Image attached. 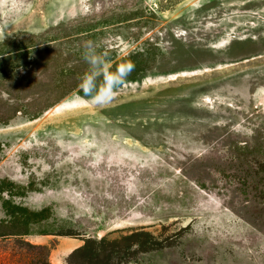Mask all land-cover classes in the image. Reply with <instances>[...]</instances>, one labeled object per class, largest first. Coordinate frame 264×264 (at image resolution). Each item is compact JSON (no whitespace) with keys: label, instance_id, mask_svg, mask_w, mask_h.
<instances>
[{"label":"rangeland","instance_id":"rangeland-1","mask_svg":"<svg viewBox=\"0 0 264 264\" xmlns=\"http://www.w3.org/2000/svg\"><path fill=\"white\" fill-rule=\"evenodd\" d=\"M9 39L29 52L12 74L36 91L50 72L35 56L84 41L146 62L104 106L74 91L0 125L3 199L49 211L22 237L48 257L0 236V264H67L84 239L133 230L159 244L129 264H264V0H0ZM7 219L0 198V235L24 233Z\"/></svg>","mask_w":264,"mask_h":264},{"label":"trees","instance_id":"trees-1","mask_svg":"<svg viewBox=\"0 0 264 264\" xmlns=\"http://www.w3.org/2000/svg\"><path fill=\"white\" fill-rule=\"evenodd\" d=\"M142 9L130 11L116 18V23H123L134 19L135 15H139ZM133 16V17H132ZM105 21L104 23H108ZM95 24L85 27V29L76 30V34L88 33L95 30ZM73 33V31H72ZM97 33L94 34V36ZM73 34L65 37H72ZM15 41L7 40L0 44V125H8L17 117V113L25 114L30 119H36L42 113L63 101L66 96L76 91L79 95L84 96L79 85L83 75L89 71V65L83 59L84 48L80 46L78 51L72 52L68 58H62L56 52L45 55L35 56L36 67L44 65L45 70L50 72L49 80L44 83V89L36 91L32 85L33 80L24 81L21 78H15L12 74V68L22 66L26 63L29 52H23L24 48L16 47ZM37 45V44H35ZM34 45V46H35ZM45 50L51 49L50 45H45ZM54 48V47H52ZM98 52L103 49L96 48ZM111 62V66L106 67ZM145 59L142 56H131L115 58L107 53L106 62L101 72L115 71L117 68L123 70L128 63L134 65L133 70L127 75L125 82L136 81L145 70ZM47 71V72H48ZM97 82L102 84V76L97 78ZM124 82V83H125ZM39 83V81H37ZM36 83V84H37ZM85 97V96H84ZM2 145L0 143V151ZM14 183L10 181L0 182V198H2V208L7 216L5 225L24 228V233H4L0 236L13 235L15 238V246H18L20 252H27L33 248L44 251L45 257H48L49 249L45 246L32 245L28 241L22 240V237L30 235L29 226L38 224L48 218V210L31 211L27 207L17 205L11 200L3 199V192H9L14 188ZM2 224H0L1 226ZM45 234V233H43ZM158 241L154 235L142 230H133L127 235L119 238L109 239L106 236L101 238H86L84 244L73 250L67 257V264H129L133 259L123 260L127 254H142L157 249ZM42 264H50L48 258H45Z\"/></svg>","mask_w":264,"mask_h":264},{"label":"clouds","instance_id":"clouds-1","mask_svg":"<svg viewBox=\"0 0 264 264\" xmlns=\"http://www.w3.org/2000/svg\"><path fill=\"white\" fill-rule=\"evenodd\" d=\"M83 59L89 65V71L81 78L80 89L84 96L89 98L92 103L98 106H104L113 99L116 90L125 82L127 75L134 68L132 63L121 70L101 72L106 62V52H98L93 42L88 40L83 42ZM102 76L103 83L97 82V78Z\"/></svg>","mask_w":264,"mask_h":264}]
</instances>
